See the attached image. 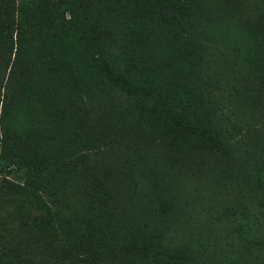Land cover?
<instances>
[{"label": "trees", "instance_id": "obj_1", "mask_svg": "<svg viewBox=\"0 0 264 264\" xmlns=\"http://www.w3.org/2000/svg\"><path fill=\"white\" fill-rule=\"evenodd\" d=\"M159 1L41 0L35 6L0 0L8 29L0 32V140L8 145L0 161V226L17 239L13 253L36 237L44 253L55 250L54 259L61 251L63 263L98 259L111 243L112 234L103 232L113 230L120 200L112 209V188L130 178L137 163L167 175L202 156L198 152H219L222 138L196 117L202 108L220 110L209 64L215 43L193 32L201 6ZM14 31L15 53L7 44ZM44 52L52 62V93L48 102L46 96L31 105L19 75L28 69L20 67L25 55ZM62 102L80 108L68 116L59 110ZM144 147L152 151L148 157L138 155ZM125 197L132 207V195ZM55 207L64 215L60 221Z\"/></svg>", "mask_w": 264, "mask_h": 264}, {"label": "rangeland", "instance_id": "obj_2", "mask_svg": "<svg viewBox=\"0 0 264 264\" xmlns=\"http://www.w3.org/2000/svg\"><path fill=\"white\" fill-rule=\"evenodd\" d=\"M15 1L36 6L41 0ZM197 2L195 8L201 7L193 32L215 43L209 64L220 110L202 108L196 117L201 128L211 127L222 138L219 152L207 157L198 152L202 156L183 161L167 175L148 173L145 165L150 163H137L134 174L112 188L111 208L115 198L120 200L118 209L112 208L113 230L103 232L112 234L107 238L111 243L102 246L100 258L82 257L69 264H264V0ZM5 21L1 13L0 32L8 31ZM15 33L7 39L14 53ZM243 56L249 57V63ZM50 63L45 52L25 55L20 69L28 70L19 75L28 87L31 105L46 96L49 101L54 78L48 72ZM134 95L139 93H130ZM23 97L18 101L27 107ZM78 106L62 102L58 107L70 116ZM98 107L114 109L105 102ZM40 129L49 134L46 127ZM151 152L144 147L138 155L148 157ZM7 153L8 145L0 140V161ZM125 193L132 195V207ZM54 213V220L64 218L57 207ZM7 230L0 226V264H66L60 260L61 251H56V259L55 250L44 253L45 244L36 237L24 250L20 248V254L13 253L17 239L10 238Z\"/></svg>", "mask_w": 264, "mask_h": 264}]
</instances>
